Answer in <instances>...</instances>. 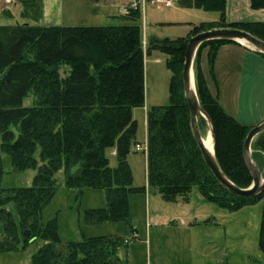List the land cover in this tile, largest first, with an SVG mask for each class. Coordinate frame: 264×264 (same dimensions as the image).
Here are the masks:
<instances>
[{"label":"trees","instance_id":"trees-1","mask_svg":"<svg viewBox=\"0 0 264 264\" xmlns=\"http://www.w3.org/2000/svg\"><path fill=\"white\" fill-rule=\"evenodd\" d=\"M227 1L189 2L190 7L219 13L220 22L200 23L186 37L153 39L148 45L149 53L167 56L172 77L170 104L147 112V182L150 192L169 203L188 202L194 188L206 202L229 212L262 202L259 248L264 254V191L257 198L244 199L219 185L192 134L183 89L186 48L192 37L218 27L241 30L264 42V22L223 26ZM35 4L33 0L31 6H24L23 16L39 21L41 4L34 9ZM251 7L263 10L264 0H251ZM140 16L139 10L132 11L133 23L124 25L0 26V255L23 253L41 240L43 246L31 264H121L118 251L123 239L84 237L63 243L56 218L47 223L42 219L58 193L55 177L64 171L65 187L78 195L84 189L106 192V207L87 210L86 223L124 222L132 228L129 196L147 190L133 187L127 161L132 147L138 145L133 110L145 103ZM230 43L235 42L203 44L193 67L197 96L212 124L218 164L232 183L248 189L253 179L243 149L252 128L224 111L209 89L201 64L208 49V74L218 92L214 63L219 48ZM30 95L37 99L33 107H26ZM256 139L252 159L263 173L264 133ZM108 149L116 150L115 168ZM3 154L10 157L15 172L37 170L31 187H2Z\"/></svg>","mask_w":264,"mask_h":264},{"label":"rangeland","instance_id":"rangeland-1","mask_svg":"<svg viewBox=\"0 0 264 264\" xmlns=\"http://www.w3.org/2000/svg\"><path fill=\"white\" fill-rule=\"evenodd\" d=\"M31 1L33 0H0V26L44 24L42 17L39 18V21H35L32 16L28 18L23 16L25 7L31 6ZM34 1L36 4L33 7L37 9L41 3L39 0ZM148 2L144 13L145 21L142 16L139 22L144 51L145 103L143 107L133 110V117L137 121L136 140L143 147L147 144L146 112L153 107L170 104L172 77L167 66V56L159 51L149 53L148 45L153 39L176 40L186 37L190 32L188 23H197L200 20L196 18V11L199 10L196 7H182L177 1L172 8H164L151 6ZM74 3L70 0H63L64 9L61 23L63 26L121 24L120 21L110 22L102 13L95 14L100 11L106 14L108 8L96 6L92 0H87L86 3L81 1L78 11L75 10ZM183 5H186V2ZM142 6L139 1L140 15ZM31 8L29 14L33 13ZM93 8L95 11L92 13ZM40 12L42 14V11ZM198 13L200 16L208 15L202 11ZM223 24V26L228 24L227 20ZM144 41L146 45L143 44ZM193 72L195 87H197L194 67ZM36 99L35 96L30 95L24 105L33 107ZM199 128L203 138H209L210 126L202 116L199 118ZM256 141L258 139L254 142ZM112 151V149L107 150V157L111 167L115 168L117 160L112 155ZM146 154H148V150L147 153L144 151L135 152L134 145L127 159L132 172L133 187H147L144 194H131L128 200L131 214L130 225L138 230L140 241L133 242L134 235L130 232L127 223H86L85 213L87 210L106 207V192L84 189L83 193L78 195L76 191L65 187L64 171L55 177L58 193L44 210L43 222L47 223L56 218L60 239L63 243L79 242L84 237H119L125 241L119 249L120 254L126 259L128 252L133 264H264V254L259 248L262 202L247 206L237 212H229L215 204L206 202L197 188L193 189L189 195L190 200L186 203L166 202L157 193L149 191ZM2 160L3 188H22L33 185L37 170L15 172L9 156L3 154ZM261 163L264 175V157ZM77 170L78 168L74 169L73 173ZM146 231H152L151 238L147 236ZM42 246L43 241L37 240L23 253L0 255V264H31L33 256Z\"/></svg>","mask_w":264,"mask_h":264},{"label":"crops","instance_id":"crops-1","mask_svg":"<svg viewBox=\"0 0 264 264\" xmlns=\"http://www.w3.org/2000/svg\"><path fill=\"white\" fill-rule=\"evenodd\" d=\"M15 1V0H14ZM42 6V26L47 27H62V17L64 6L63 0H39ZM68 1V0H66ZM74 3L75 10L78 11L81 1L86 3L87 0H70ZM141 8V16L145 14L148 0H139ZM94 5L108 8L107 13L104 14L106 19L110 22H118L124 25L133 23L130 18V13L127 14L128 0H92ZM186 2V5H183ZM189 2L192 0L178 1L183 7H190ZM182 3V4H181ZM128 4V5H127ZM149 5V4H148ZM176 5V4H175ZM185 8V7H184ZM95 11H91L92 13ZM206 12L208 15H198V12ZM196 18L199 22H189V31L196 25L204 22H218L220 19L219 13L208 12L203 9L196 11ZM217 14V15H214ZM145 21V16H144ZM226 20L228 23L237 22H264V9L255 10L251 7V0H228L226 6ZM138 22V24H139ZM76 25V24H74ZM110 26V25H108ZM140 26V24H139ZM141 27V26H140ZM190 33V32H189ZM146 45V42L143 43ZM202 53L201 64L205 73L209 89L214 96H217L224 111L230 116L234 117L240 124L246 127H255L264 122V54L257 52L246 44L230 43L219 48L214 63V74L218 85V92L210 78L208 71V49ZM203 51V52H204ZM205 54V55H204ZM148 112V110H147ZM146 112V118H147ZM147 121V119H146ZM137 142V140H136ZM138 143V142H137ZM141 145V143H138ZM137 145H135L136 147ZM147 147V144L145 145ZM112 155L116 156V150L112 149ZM136 152V151H135ZM147 156V154H146ZM128 161V160H127ZM129 164V162H128ZM130 166V165H129ZM131 169V168H130ZM147 175V167H146ZM148 183V182H147ZM190 200V199H189ZM188 200V201H189ZM181 202V201H180ZM183 202V201H182ZM178 203V202H176ZM186 203V202H185ZM134 235V241H140L138 238V230L133 226L130 229ZM147 236L151 238L152 231H146ZM148 241V240H147ZM131 255V254H130ZM127 258H123L118 251V257L121 264H133L127 252ZM132 256V255H131Z\"/></svg>","mask_w":264,"mask_h":264},{"label":"water","instance_id":"water-1","mask_svg":"<svg viewBox=\"0 0 264 264\" xmlns=\"http://www.w3.org/2000/svg\"><path fill=\"white\" fill-rule=\"evenodd\" d=\"M213 41H228L235 43L246 44L257 52L264 54V42L255 38L241 30L225 28V29H213L200 33L192 37L187 45L185 62L183 67L182 82L185 100L190 111V123L191 130L197 146L202 154V157L211 171L212 175L219 183L230 194L244 199L257 198L264 191V175L258 168L257 164L252 159V143L254 140L264 133V122L260 125L252 127L244 143V160L252 176V185L248 189L238 188L232 183L220 168L218 161L215 156V138L212 128L211 121L207 114L203 111L200 101L197 96L193 66L196 59L197 53L200 47L208 42ZM204 117L210 126V134L213 141V154L205 147L204 138L199 128V118Z\"/></svg>","mask_w":264,"mask_h":264},{"label":"built area","instance_id":"built-area-1","mask_svg":"<svg viewBox=\"0 0 264 264\" xmlns=\"http://www.w3.org/2000/svg\"><path fill=\"white\" fill-rule=\"evenodd\" d=\"M179 0H149V4L151 6H158V7H164V8H172L174 4ZM128 10L126 11L127 14L131 13L132 11H137L139 9V0H129V6ZM148 148L143 147L141 145H137L135 147V151L140 152L144 151L147 153ZM126 244L128 242L126 241Z\"/></svg>","mask_w":264,"mask_h":264},{"label":"bare ground","instance_id":"bare-ground-1","mask_svg":"<svg viewBox=\"0 0 264 264\" xmlns=\"http://www.w3.org/2000/svg\"><path fill=\"white\" fill-rule=\"evenodd\" d=\"M208 136H209V138L208 137L204 138V145L213 154V141H212V136H211L210 133H209Z\"/></svg>","mask_w":264,"mask_h":264}]
</instances>
